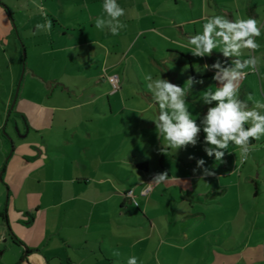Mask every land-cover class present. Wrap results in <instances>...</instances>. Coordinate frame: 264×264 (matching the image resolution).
<instances>
[{"label":"crops","instance_id":"obj_1","mask_svg":"<svg viewBox=\"0 0 264 264\" xmlns=\"http://www.w3.org/2000/svg\"><path fill=\"white\" fill-rule=\"evenodd\" d=\"M2 1L0 264H11L5 249L8 242L16 245L8 227L19 237L17 246L30 251L21 264H127L133 256L137 264H264V137L250 141L262 146L244 162L234 156L239 148L232 143L223 160H215L203 150V132L195 147L161 152L164 141L153 122H111L115 98L122 103L147 98L150 104L137 112L153 108V118L158 114L146 73L183 87L171 65L194 63L180 44L217 14V0H117L126 27L115 36L95 27L103 0ZM259 1L260 11L251 17L264 25V0ZM46 20L51 30H38ZM28 28L32 48H40L31 57L44 64L46 55L54 54L51 71L32 66L31 75H50L52 97L57 91L59 97L86 102L79 104V123H25L28 131L9 153L1 133L16 92L18 46L21 50ZM204 73L190 74L204 80L189 93L193 118L208 107L200 92L215 85L213 72ZM113 74L119 76L117 89L107 81ZM106 86L116 93L108 95ZM240 92L246 100L251 88L244 84ZM102 98L105 102L98 103ZM201 158L215 176L201 178ZM165 171L168 182L149 189L153 175Z\"/></svg>","mask_w":264,"mask_h":264},{"label":"clouds","instance_id":"obj_2","mask_svg":"<svg viewBox=\"0 0 264 264\" xmlns=\"http://www.w3.org/2000/svg\"><path fill=\"white\" fill-rule=\"evenodd\" d=\"M35 3V0H33ZM41 8V5H36ZM125 10L117 0H103L102 14L95 19L98 30L107 29L112 35H118L126 25L120 20ZM51 21L37 24L38 30H51ZM264 25L254 17L234 19L226 15L213 14L206 18L202 30L195 35L187 37L186 43L180 46L188 48L194 57L211 58L214 50L219 49L223 57L217 58L212 64L205 63L201 70L196 71L202 75L206 71L213 72L212 80L215 87L209 85L200 92L199 99L207 105L206 112L193 119L189 109L188 97L194 85H203V79L189 75L183 87L172 83L162 76L153 77L149 72L144 76L146 87L152 94V99L158 105L159 112L151 120L155 124L158 138H163L164 144L161 152L195 147L204 134V152L215 160H223L226 149L232 143L239 148L241 162L248 159L253 151L259 150L262 145L251 144V140L259 141L264 137V100L254 99L249 94L246 100L240 98L241 82L249 75L245 69L255 73L258 69L259 58L251 52L259 49L256 38L261 36ZM244 50H251L248 58L241 59ZM185 69L183 71H187ZM109 82L113 77H108ZM251 102V106L249 105ZM249 124V127H245ZM195 159V157H189ZM204 159L197 160V169H201L203 177L215 176V172L205 167ZM194 172L196 169L193 170ZM169 180L168 172L154 174L148 188L154 185L166 184ZM144 194V193H142ZM119 255V253H114ZM127 264H137L136 257H130Z\"/></svg>","mask_w":264,"mask_h":264},{"label":"rangeland","instance_id":"obj_3","mask_svg":"<svg viewBox=\"0 0 264 264\" xmlns=\"http://www.w3.org/2000/svg\"><path fill=\"white\" fill-rule=\"evenodd\" d=\"M217 2L218 5L214 4L215 9L218 7L217 14L226 15L229 18H233V19L236 16L248 18L251 17L253 11H257V13H259L260 11V6H258L260 2L259 0H217ZM0 3L4 5L2 0H0ZM188 27L191 28V26ZM197 27L199 31L200 25H198ZM26 30L27 31L23 33V35L27 38L25 41H23L24 53H23V49L21 48L20 50V46H18L19 47L18 61L16 66H13L14 68L13 77H12V84L14 85L13 88L16 89L17 86L19 85V89L17 92V97L14 107L11 109L10 115L7 119L8 122L6 124L5 121L8 112L5 115V119L3 122V125H5L4 126L5 133L4 132L1 133L4 138H7V136L4 135L7 134L10 136L12 140L10 141L7 138L8 142L6 144V148L9 150V153L12 152V149H14L15 146L14 143L20 142L19 139L20 136H24L26 134V131L24 130L25 123H66L65 121H67V123H79L80 110L83 107L79 104L86 102L83 101L85 100V97H83V100L78 99L75 96L59 97L57 91L52 97L51 95L53 93L52 92L53 81L51 80L50 75H47L45 77H37L31 75L30 69L32 66L38 69L40 68L39 69L40 71H42V66H44L46 68V71H51L54 65L52 62L49 61V59L54 54L49 53L48 55H46L44 64L40 63L39 59L31 57V53H33V51L40 52V48L38 49L32 48L34 39H32V35L28 31L29 28ZM256 41L260 45L259 49L255 50L254 52H251V50H244V55L241 57V59L248 58L249 52H251L252 55H255L256 57L259 58V64L257 69L258 71H256V73H254L253 75L249 74L241 82L239 91L242 89V86L244 84H248L249 87L251 88L250 94L254 97V99L264 100V97H262L260 92V88H261L260 82H262V86L264 89V30H262L261 36L256 38ZM26 46H29V48H26ZM47 47L48 46L43 48L44 49L43 52L48 51ZM214 53L215 54L211 58L205 57L201 59L198 57H193L194 65L193 64L191 65V63L189 65L187 62L171 65L172 67L170 69L171 72L173 73V77L178 76L177 79L179 83L185 82L187 77L191 73L193 72L197 73L196 71L201 70V67L205 63L212 64L217 58L223 59V57L219 54V49L214 50ZM185 66L188 67L187 71H183L185 69ZM248 70L249 69H245V71ZM7 78L8 77L6 76V81ZM19 82L20 84H18ZM99 87L101 88V86ZM213 87H215V85ZM106 89H108V95H113L116 93V90L112 89L109 86H106ZM243 95L244 93L242 94V92H240V96ZM248 95L249 94H247L246 97ZM118 99H120L119 94H118ZM139 99L132 98L122 103L119 100H117V98H115L112 101V109L114 114H113V120L111 122L137 123L136 120L138 119L139 123H152L151 120L153 119V114H152V111H154L153 108L150 109V111L142 112L140 114L137 112V110H145L146 109L144 107L145 102L146 104H150V100L142 97V99H145L144 102ZM103 102H105V100L102 98L98 103L103 104ZM120 105H122L123 107H121ZM249 105L251 106V102H249ZM57 106L61 108L73 106V109L61 110L58 109ZM92 107L94 106H91V108ZM193 119H197V118H193ZM197 123H199V119H197ZM14 124L19 125L17 129ZM204 147H206V145H204ZM236 155H238V153L235 152L234 156L236 157ZM145 192L147 194L149 192V189L147 188ZM7 234L8 236H12L15 239L19 240L18 239L19 237H16L15 233L13 232L12 229H10V227H8ZM26 250L27 247L24 245L19 248L17 244L13 245L10 242H8L5 249L4 258H6L7 262H10L11 264H21L23 258L27 256Z\"/></svg>","mask_w":264,"mask_h":264},{"label":"built area","instance_id":"obj_4","mask_svg":"<svg viewBox=\"0 0 264 264\" xmlns=\"http://www.w3.org/2000/svg\"><path fill=\"white\" fill-rule=\"evenodd\" d=\"M108 77H113V80L111 82H109ZM107 77V81L110 83V85L114 88L117 89L119 86V76L117 74H113ZM144 194H146V192H144ZM127 196H129L130 198H132V193L129 192L127 193Z\"/></svg>","mask_w":264,"mask_h":264},{"label":"water","instance_id":"obj_5","mask_svg":"<svg viewBox=\"0 0 264 264\" xmlns=\"http://www.w3.org/2000/svg\"><path fill=\"white\" fill-rule=\"evenodd\" d=\"M20 81H21V80H20ZM18 84H20V82H19ZM18 89H19V85H18L17 88H16V92H15V95H14V100H13V102H12V104H11L10 110H9L8 113H7V118H6L5 124L8 122L7 119H8V117H9L10 112H11V109L13 108V105H14V103H15V99H16V97H17ZM15 127H16V129H17V125H15ZM26 131H28V130H26ZM2 132L5 133L4 128H2ZM4 135H6L7 138H8L10 141H12L9 135H7V134H4ZM12 150H13V149H12Z\"/></svg>","mask_w":264,"mask_h":264},{"label":"trees","instance_id":"obj_6","mask_svg":"<svg viewBox=\"0 0 264 264\" xmlns=\"http://www.w3.org/2000/svg\"><path fill=\"white\" fill-rule=\"evenodd\" d=\"M6 11H7V9H6ZM7 13H9V12L7 11ZM21 48L23 49V52H24V46L22 45V43H21ZM12 240H13V242L15 244H20L21 245V242L19 240L15 239L14 237H12ZM29 252H30L29 250H26V253H29Z\"/></svg>","mask_w":264,"mask_h":264}]
</instances>
